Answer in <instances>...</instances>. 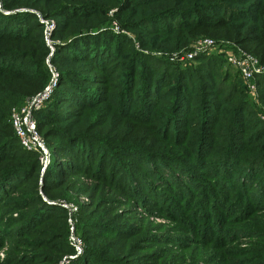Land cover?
I'll return each mask as SVG.
<instances>
[{"label":"trees","instance_id":"16d2710c","mask_svg":"<svg viewBox=\"0 0 264 264\" xmlns=\"http://www.w3.org/2000/svg\"><path fill=\"white\" fill-rule=\"evenodd\" d=\"M111 6L115 9L108 17ZM38 15L62 18L50 35L54 51L49 61L59 72L58 83L33 113L51 155L43 172L41 152L24 149L10 112L0 111V214L12 209L7 231L22 253L12 264H124L122 257L133 252L134 243L123 252L132 236L127 228L114 231L104 219L91 221L98 231L121 235L117 250L107 251L110 244L99 243L98 231H88L89 217L82 219L79 206L70 211L39 194L41 187L54 201L66 188L58 182L66 179L94 181L87 207L96 214L99 199H105L102 193L115 202L120 195L151 209H167L173 196L183 202L200 187L206 189L198 174L213 184L210 189L219 186L218 195L205 197L223 212L213 213L206 200L202 203L217 221L226 224L228 210L248 214L264 204V165L258 158L264 155V123L254 117L250 101L236 89L224 93L223 83L204 67L210 59L205 54L194 57L195 64L153 54L166 42L171 49L183 48L188 41L184 33L201 28L220 30L264 63V0H0V101L23 85L41 89L48 79L51 50ZM112 19L134 37L115 33ZM146 48L148 53L140 50ZM255 83L263 102L264 74ZM23 99L16 103L23 105ZM240 220L232 230L240 228ZM71 225L83 242L77 255L69 241ZM221 228L215 230L219 235ZM8 234L0 228V244ZM210 239L220 252L217 239ZM223 257L220 253L216 259ZM256 264L264 262L256 259Z\"/></svg>","mask_w":264,"mask_h":264},{"label":"rangeland","instance_id":"374dc122","mask_svg":"<svg viewBox=\"0 0 264 264\" xmlns=\"http://www.w3.org/2000/svg\"><path fill=\"white\" fill-rule=\"evenodd\" d=\"M114 9L115 6L110 7V10L107 12L108 17H111L113 15L112 13ZM38 16L39 20L44 24V38L46 43L49 44V48L51 50L49 55L46 57V63L50 72L48 79L41 89L36 88L32 90L31 87L23 85L21 91L17 92L15 96H11L12 93H9V96L0 101V111L6 110L11 114V111L13 109H17L18 107L23 106L31 97L37 95L38 93H41L44 90V87L50 83L53 72H57L59 77L58 70H56V68L53 67L49 61V57L54 51V47L51 44L50 35L52 30L56 26V19L58 20L62 18L43 19L40 15ZM46 23L48 24L46 25ZM48 25L51 26L50 31H48ZM111 28L115 33H126L131 37H134L135 34V32L133 31H128L122 28L118 21L114 19H112ZM220 32V30L213 32L212 30L206 31L202 30L201 28L192 29L189 31V33H184V35L188 37V41L183 46H187V48H182V45H180L179 47H181V49L179 50L176 48L171 49L169 48L171 47L169 43L166 42L161 45L162 47L160 49L155 50L153 54H156L158 56H166L170 61L173 62L175 61L181 64H187L188 62H192L194 60V57L198 55H195L193 58L189 59H180L179 55H184L188 51L192 50L194 43L201 38H210L214 40L215 46L201 53L207 55V57L210 58L208 60H205L204 67L210 69L209 74L215 81H217L218 83H223V89L225 91L224 93H227V91H234V89L239 90L237 95H242L248 101H250V105H252V109L254 111V117L257 116L260 120L259 115L261 112H264V96H262L263 102H261V100H259L258 90H256V92H249L246 86L247 90L245 91L244 86H242L243 81L240 79V76L236 69L229 65L224 53V51L229 48L235 50L241 49L247 53L250 52L232 41V39L229 40V38L223 37V34H220ZM135 47H139L136 42ZM140 50L145 53L149 52L148 48ZM196 61L197 60L193 61L192 63L195 64ZM57 83L58 82H56V85ZM56 85L54 87H56ZM0 97H2V94H0ZM22 99L23 102L26 100L23 105L16 103L17 100L20 101ZM261 122L264 123V121ZM191 145L192 143H190L188 146ZM179 148L183 152L186 151L182 147ZM261 151L264 153V150ZM214 157H216L215 154L214 156H210L208 159L210 160ZM261 157L263 161L262 165H264V155H260L258 158ZM262 167L263 166H261L260 168ZM262 171H264V168H262ZM229 175H231L230 172L228 176ZM198 176L200 178H204V176L200 174H198ZM200 178H198V180L207 186L206 189H201L200 187V189H197V192L195 191L196 193L193 194V196H187L185 200L183 199V202H180L182 200L181 197L178 199L177 197L173 196L172 201H170L171 205L168 208L166 202L160 200L159 202L162 203V205H166L165 208H167L162 210H160V208L151 209L148 204L136 202L134 199L126 198L125 196L120 195L115 196L117 199L115 202L109 198L112 197L113 199V196H107L105 193H102V197L105 199L108 198V200H111V202L108 203V201H106L105 199H99L100 214H96V212L91 213L90 210L92 208L88 209L87 205L90 203V201H92L90 195L93 190L94 181L89 178H80L76 181L74 179H66L64 182H58V184H62V186L66 188H64V191L62 193L63 196H57L54 201H49L48 198H46L47 195L42 191L41 187L39 188L38 192L46 202L48 201L52 203L67 205L70 211L76 210V208L79 206L84 213L82 219H86V215L89 217L86 223V227L87 229H89L88 231H98V228H94L90 223L91 221H102L103 219V221H107V224L114 231L124 228H127L129 231H131L132 236H130V238L125 242V246H123V252L127 251V247L131 243H134V246L132 248L133 252H128L124 257H122V259L126 258L122 260L124 264H129V262L131 264H253L255 262L256 264V259L263 260L264 262V204H256V208L253 209L254 211L252 210L248 214L238 212L235 215L236 210L230 212L228 210L227 217H225V219H227L226 224L225 220L222 222L217 221L218 217L216 215H212L210 217V215L206 214L208 209L205 208L207 211L203 210L202 203L206 200V203L210 205V203L208 202V198L206 199L205 195H207L208 197H211V193H216V195H218L219 186L210 189L213 184L206 181V178ZM220 179L221 177L219 178V181ZM68 181L72 184H78V188H69L71 184L68 183ZM40 183L41 180L38 177V184ZM261 189H263L262 194H264V187ZM245 196L248 197V194L246 193ZM65 201L67 202L65 203ZM256 201L257 200H255L254 202ZM226 204L228 205V202ZM221 205L224 206V203L221 202ZM210 206L211 212L213 213L220 214L219 212H223L222 209H218L217 206H214V203H211ZM109 207H112L111 209H116V211L112 210L110 212V210H107ZM11 211L12 209L9 208L4 210V213L0 214V228L6 229L7 234L9 233L7 231V227L10 226V222H13L12 220L9 222ZM85 211L88 212L85 213ZM198 215H202L205 217L202 219L199 216L198 218ZM242 218H245V220H240ZM68 220L71 221L72 224L71 218H69ZM238 220L243 222L239 225L240 228L234 231L231 229V225L237 223L236 221ZM190 225L194 227L193 231ZM219 227H222L221 229L224 230V233L222 235H219L215 232V230ZM204 228L206 229V231L204 230ZM98 233L100 234L99 243L110 244V246L109 244L107 245L109 247L104 248L107 251H110V249L117 250L118 246L123 243V240H121L120 238L121 235L112 236L110 231L104 230L102 228H99ZM73 234L78 237L80 241V252H78L76 247L72 245L76 251L75 255H77L81 253L83 249V242L81 240V237L77 233L76 227L75 231L73 229ZM208 238H212L213 240L217 239V244L222 250L219 252L216 251L215 247H211V244L206 241V239ZM10 239L11 238L8 234V237H6L4 241L3 238L1 240L0 264H12L14 258H17L22 254L17 249L20 244L15 240L11 241ZM212 239H210L209 241H211ZM31 250L32 249L25 250V253H29L31 252ZM108 253V255H110L111 252ZM220 253H224L225 257H223L222 259H216L218 255L220 256ZM75 255H70V258H73ZM130 255L132 257L127 261V256ZM62 259L64 260V262H66V255L63 256ZM4 260L8 261L3 263ZM220 260H222V262ZM140 261L142 263H140Z\"/></svg>","mask_w":264,"mask_h":264},{"label":"built area","instance_id":"2783aa9c","mask_svg":"<svg viewBox=\"0 0 264 264\" xmlns=\"http://www.w3.org/2000/svg\"><path fill=\"white\" fill-rule=\"evenodd\" d=\"M48 23H46L47 25ZM50 31L51 26L47 27ZM48 34V33H47ZM47 38V37H46ZM215 42L210 38H201L194 43L193 49L179 55L180 59L193 58L195 55L201 54L207 49L214 47ZM227 62L237 69L239 75L242 77L250 92H256L257 86L255 79L257 76L264 74V63H261L254 55L247 53L241 49H226L224 51ZM58 77L57 72L52 73L50 83L44 87L41 93L31 97L23 106L13 109L10 114L11 124L15 135L19 139L21 146L26 150H38L41 152V160L44 163V168L50 162V153L36 130V121L34 118V111L40 109L48 101L52 94L53 87L56 85ZM261 121H264V112L259 115ZM67 207V205H63ZM71 224V221H69ZM70 243L76 247L80 252V241L78 237L73 234V227L70 226Z\"/></svg>","mask_w":264,"mask_h":264},{"label":"water","instance_id":"95a60500","mask_svg":"<svg viewBox=\"0 0 264 264\" xmlns=\"http://www.w3.org/2000/svg\"><path fill=\"white\" fill-rule=\"evenodd\" d=\"M44 169H42V171H43Z\"/></svg>","mask_w":264,"mask_h":264}]
</instances>
